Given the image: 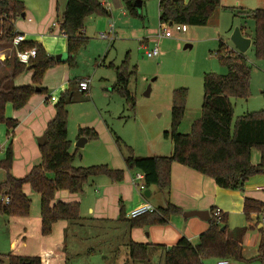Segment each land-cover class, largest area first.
<instances>
[{
  "label": "trees",
  "instance_id": "trees-1",
  "mask_svg": "<svg viewBox=\"0 0 264 264\" xmlns=\"http://www.w3.org/2000/svg\"><path fill=\"white\" fill-rule=\"evenodd\" d=\"M143 0H122L125 12L131 17H141L138 2ZM220 0H159V22L183 24L187 26H203L215 16ZM26 6L21 0H0V46L9 45L18 31L14 21L23 17ZM249 16L254 20L252 46L256 58L264 59V8L236 13ZM90 15L110 16L107 7L99 0H68L61 14L59 29L66 38V59L56 60L48 55L40 43L23 41L11 50V73L0 80V124L7 128L6 135H12V130L18 124L16 119L5 114L7 104L14 110L24 107L35 94L46 92L42 86L46 70L62 62L74 64L75 55L87 43L84 35V21ZM241 32L243 28L240 27ZM35 48V57L28 63L18 61L16 50ZM217 56L219 63L227 72L219 75L207 73L203 80V101L201 117L196 120L189 133H179L177 128L181 122L185 100V88L174 89L171 103L170 128L163 132L170 138L173 145L169 156H139L127 147L128 154L124 156L126 168L142 173L145 190L154 185L167 194L170 185V167L173 162L188 166L214 180L216 185L225 189H244L248 178L264 173V112L256 111L233 117L231 98L247 99L250 94V66L243 53L229 50L220 41ZM32 70L31 82L20 86H8L7 81L15 78L26 70ZM116 83L113 87L124 99L125 103L134 108V97L128 89L129 77L132 72L126 61L115 67ZM69 89L61 92L54 105V116L47 123L45 133L47 142L39 146L40 161L22 177L11 174L14 153L9 144L0 160V169L5 172L4 180L0 181V199L8 198L7 204L0 201V214L6 216L26 217L30 212L31 199L24 193V185H29L40 199V232L47 236L52 232V226L58 220L69 222L80 218L78 202H54L56 192L66 190L69 193L80 194L89 179L96 175H105L111 182L123 180V170L111 169L106 164L91 166H76L74 160L76 150L70 151L71 142L67 135V105L71 101ZM79 136L88 140L96 139L97 132L93 128H79ZM119 142L120 138L116 137ZM252 148L260 153L258 164H252L250 154ZM210 209L208 228L199 234V242L193 245L182 236L174 245L164 248L163 264H203L206 259H229L234 262L247 261L242 244V236L251 227V214H264V204L253 198H244L243 215L248 222L246 227L232 228L228 226V214L220 211L214 214ZM183 211L166 202L164 207H158L155 212L146 213L136 218L128 219L130 227L165 225L170 216L182 214ZM224 227L223 230L221 228ZM259 242L256 254L252 259L264 264V229L259 228ZM129 254L132 259H147L146 246L130 242ZM7 264H40L37 256L24 257L5 255ZM250 259V258H249Z\"/></svg>",
  "mask_w": 264,
  "mask_h": 264
},
{
  "label": "rangeland",
  "instance_id": "rangeland-1",
  "mask_svg": "<svg viewBox=\"0 0 264 264\" xmlns=\"http://www.w3.org/2000/svg\"><path fill=\"white\" fill-rule=\"evenodd\" d=\"M158 1L143 0V6L140 9L141 17L129 16L124 10L123 3L121 7H112L108 18L112 21L113 30L109 32L108 37L100 36L101 33H108V31L98 28L97 24L91 23L88 30L85 29L84 24V35L88 40L78 49L74 64L57 63L46 70L43 79L49 77V85L45 87L46 92L40 95L48 98L51 95L59 98L62 91L60 92L56 84L62 78L63 72L64 75L69 76L66 89L71 91L72 98L67 105V135L73 141V146L81 137L78 135L79 128H93L98 134V137L89 140L84 148H75L71 145V152L76 150L74 165L108 164L114 159V155H117V159L123 162L124 156L128 154L127 147L131 148L135 155L165 153L172 144L170 138L164 137L163 132L170 128L173 90L179 88L186 90L184 112L177 130L181 133H188L192 124L201 117L205 74L223 75L227 72L226 68L219 63L216 54L219 40L222 39L230 50L233 49L230 35L236 27H242L244 34L253 37L254 20L243 14L235 15L240 11L264 8V0H221L215 16L210 18L206 25L187 26L186 32L176 31L169 26L173 35L158 37L162 28L158 17ZM24 4L27 6L26 2ZM88 17L93 19L97 15ZM98 17L106 18L105 16ZM20 19L23 18H17L19 21ZM27 20L30 19L27 18ZM55 28H59L57 22ZM155 46L159 54L155 57H147L146 50H151ZM47 54L51 55L48 52ZM96 54L99 55L94 57ZM244 56L250 66V94L247 99L231 98L234 119L250 112H264V59L255 57L252 45L244 52ZM124 61L127 62L130 72L133 71L128 83V89L134 97L133 109L113 89L116 83L115 67ZM58 65H61V70L57 68ZM53 67H56L57 72L53 73L51 69ZM78 77H88L93 90H78L77 84L74 83V79ZM148 88L150 89L147 92ZM106 137H109L115 145V154L104 153L106 152L104 147ZM116 137L120 138L119 142L116 141ZM100 141L102 144L104 142L101 149ZM158 147L160 149L155 151L154 148ZM79 149L89 153L85 155V159ZM252 149L254 150H251L253 155L250 156V160L254 161L259 158V151ZM90 162H96V164ZM3 173L4 171L0 169L1 176ZM257 175H264V173L253 176ZM24 187L25 194L31 199L30 212L26 217H34V211L40 213L39 195L33 192L29 185L26 184ZM144 190L145 187L141 191L143 194ZM159 195L163 194L159 192ZM2 216L6 217V215ZM232 221L240 224L246 222L244 215L236 216ZM118 244L117 256L118 260L122 261L123 250L120 243ZM105 245L106 243L101 245L98 243L94 252L89 255L88 262L86 263V259L82 262L112 264L116 261L114 255L116 250L103 259L100 252ZM246 251V254L250 256L255 249ZM159 254V251H150L147 254V259H151L149 263L143 261L136 264H163V257L160 259ZM74 260H81V257L69 256V264H72ZM214 260V258L206 259L203 264H212ZM0 261L4 262L0 264H7V260L2 257ZM233 264L262 263L253 259Z\"/></svg>",
  "mask_w": 264,
  "mask_h": 264
},
{
  "label": "crops",
  "instance_id": "crops-1",
  "mask_svg": "<svg viewBox=\"0 0 264 264\" xmlns=\"http://www.w3.org/2000/svg\"><path fill=\"white\" fill-rule=\"evenodd\" d=\"M21 1L26 2L27 6L25 14L22 17L23 19H20V21L16 19L14 21L16 31L24 35L25 41L40 43L56 60H65L66 38L59 28H55L56 22L59 25L61 21L60 0ZM99 1L111 11L112 7L122 6V0ZM142 6L143 1L138 3V9L140 10ZM27 18L30 20H27ZM24 19L27 21H22ZM84 22L86 30L90 28L92 23L97 24L98 28L105 29L106 31L109 29V24L112 23L108 17L102 19L98 16L93 19L88 17ZM242 35L245 36L243 32ZM220 41L226 45L222 39ZM251 45L252 39L250 38L249 47ZM232 46L233 49L231 50L237 51L233 44ZM226 47L228 48L227 45ZM12 48H14L12 43H10V46L6 44L0 46V80L11 73L10 58ZM97 55L99 54L94 55V57ZM60 66H57L59 70L62 68ZM51 69H53V73L57 72L56 67ZM31 76L32 70L26 68L24 72L7 81V85L11 87L29 84ZM48 78L45 77L43 79V87L47 88L49 85ZM82 79L89 78H75L74 83L77 84V88L78 81ZM68 84L69 76L64 75L63 72L62 78L57 82L56 87L60 89V92H63L66 90ZM91 90H93V87L90 86L89 82V88L86 91ZM55 103H51L50 99L45 97V95L35 94L24 107L18 110H14L10 104L6 105V116L16 119L18 124L12 130V135L10 136L6 135V126L0 124V160L4 158L7 146L11 144L14 158L10 172L15 177L24 176L35 163L40 161L37 138L45 133L48 121L53 118ZM77 138L75 139L77 140ZM69 140L73 146V141ZM88 142L89 140L86 139V142L82 146H76L77 141L73 147L84 148ZM99 144H101L99 145L101 149L104 146V142L102 144L100 141ZM104 147L106 149L104 153H107V155L116 153L115 145L110 141L109 137H106V145ZM159 149V147L154 148L155 151ZM172 151L173 145L171 144V148L165 153L156 154L153 152L154 154L138 155L169 156L172 154ZM81 152L84 154L83 159H85V155L89 154L86 151L81 150ZM251 155H253L252 151ZM259 161L260 153L259 158L251 161V163L255 165ZM90 163L96 164V162ZM83 164L86 165L85 163ZM106 165L111 169L123 170V180L121 182H111L105 175H96L89 179L83 192L80 194L69 193L66 190L56 192L54 202L79 203L80 218L73 222L58 220L53 224L52 232L47 236H43L40 232L41 219L40 213H37V211H34V217H4L1 215L0 257L7 260L5 255L8 254L24 257L37 256L40 258V264H69V256H74L76 258L81 257V260H74L72 264H86L89 255L94 252L98 243L100 245L106 243L103 249H101L100 254L103 259H106L110 252L116 250L114 253L116 261L112 264H136L143 261L149 263L150 258L141 261L130 257V242L145 245L147 254L150 251H159L160 259L163 257L164 248L174 245L182 236L186 237L193 245L198 244L199 234L204 232L209 226L208 220L200 219L197 216L184 217L183 213L185 211L207 210L209 212L210 209H215L227 213L228 226L232 229L248 225L246 219V222H242L241 224L232 221L236 216L243 215L244 198H253L264 204V175L248 178L244 189L239 191L219 187L212 178L188 166L173 162L170 167V185L167 194L158 190L156 186L151 185L147 189L149 196L145 197L132 183L134 175L138 172L137 170L127 169L124 160L122 162L117 159V155H114V159ZM4 178L5 172L2 176L0 175V181L4 180ZM23 191L25 193V187H23ZM159 192L163 195L160 196ZM166 202L179 207L183 213L171 215L169 222L165 225L130 227L127 221L130 218L127 214L131 209L143 203H149L157 209L158 207H164ZM251 218V224L258 222V225L251 227L242 236V244L244 246V254L248 259L247 261L253 260L252 258L256 254L260 236L259 228L264 229L263 214L256 215L253 213L251 214ZM118 243H120L123 250L122 261H119L117 256L119 252ZM92 245H94V248H92ZM247 249L250 251L255 249V251L248 256L246 254ZM85 259L86 263H83L82 260ZM216 262L217 259L212 264H216ZM0 263L4 262L0 261Z\"/></svg>",
  "mask_w": 264,
  "mask_h": 264
},
{
  "label": "built area",
  "instance_id": "built-area-1",
  "mask_svg": "<svg viewBox=\"0 0 264 264\" xmlns=\"http://www.w3.org/2000/svg\"><path fill=\"white\" fill-rule=\"evenodd\" d=\"M112 23L109 24V29H108V33H101L100 36L101 37H108V34L110 31H112ZM161 30L158 33V37H171L172 34V30L169 29V26H172L176 31H180V32H184L187 30V27L183 24H171L169 25L168 23H161ZM25 41L24 35L23 34H16L14 36V38L12 39V44L14 47H16L18 44H20L21 42ZM35 48H31L29 50H16V58L18 59V61L22 62V63H28V61L31 58L35 57ZM159 54L157 47L155 46L153 49L151 50H146L145 55L147 57H155ZM89 79H82L80 81H78V88L81 91H86L89 88ZM51 102H56L58 100V98L54 95H51L49 97ZM143 174L140 172H137L134 175V178L132 180L133 185L139 190V191H143L144 189V183H143ZM1 202H3L4 204H7L9 199L8 198H1L0 199ZM156 208L149 204V203H143L140 204L136 207H134L133 209H131L127 216L131 219V218H136L139 217L143 214L146 213H152L155 212ZM220 211L219 210H215L214 214L217 215L219 214ZM264 217V214H263ZM216 264H233L231 260L229 259H225V258H221L218 259Z\"/></svg>",
  "mask_w": 264,
  "mask_h": 264
},
{
  "label": "water",
  "instance_id": "water-1",
  "mask_svg": "<svg viewBox=\"0 0 264 264\" xmlns=\"http://www.w3.org/2000/svg\"><path fill=\"white\" fill-rule=\"evenodd\" d=\"M68 0H60L61 2V12L64 11V8L67 4ZM140 3V2H138ZM230 40L232 42V44L234 45V47L236 48V50L239 53H244L247 48L250 45V38L243 36L242 32L240 30L239 27L234 28V30L232 31L231 35H230ZM190 45H186V47ZM27 69H30V67H27ZM150 88L147 89V92L149 91ZM47 142V135L46 133H43L40 137L37 138V144L39 146L44 145ZM86 142V138L85 137H80L78 139V143L76 144V146H82L84 143ZM144 196L148 197L149 193L147 190L144 191ZM184 217H192V216H197L200 219H204V220H208L209 218V212L207 210H191V211H185L183 213ZM224 227L221 228V230H223ZM22 264H29L28 262H23Z\"/></svg>",
  "mask_w": 264,
  "mask_h": 264
}]
</instances>
